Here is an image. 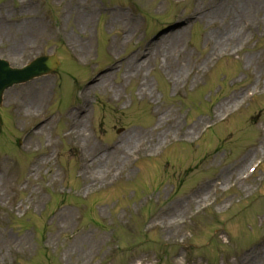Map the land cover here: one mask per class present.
<instances>
[{"label":"rangeland","instance_id":"1","mask_svg":"<svg viewBox=\"0 0 264 264\" xmlns=\"http://www.w3.org/2000/svg\"><path fill=\"white\" fill-rule=\"evenodd\" d=\"M73 2L0 0V58L20 67L36 56L55 53L62 61L60 71L66 70L57 98L59 82L51 76L14 87L5 96L0 111V168L5 167L10 175L5 171L8 180L3 177L0 183V264H264V257L257 256L264 248V185L256 188L264 183V163L256 179L235 182L249 173L256 160L264 162V7L260 10L264 0L231 1L240 10L234 25L245 35L223 44L221 52L208 61L213 44H206L204 35L225 34L226 20L217 18L213 25L214 16H210L204 25L199 17L191 16L192 0H85L94 9L88 30V35L94 34V43L80 39L72 28L75 11H68V6ZM206 3L207 13H215L224 0L201 1V5ZM115 5L127 6L125 13L116 17L126 28L111 23L113 10L108 13L105 8ZM227 8L232 10L230 5ZM137 14L148 20L144 29L151 41L176 29L186 30L178 44L171 46V57L168 54L164 60L160 51L161 59L142 72L150 96L147 90L143 92L146 97L139 93L140 78L126 77V65L117 62L112 68L118 70L100 91L87 94L83 127H73L77 147L88 155L83 173L91 181H84L75 167L74 145L68 150L71 137L65 132L70 123L66 117L46 114L53 109L64 113L79 105L72 82L77 79L84 86L90 77L84 75L86 68L77 70L68 60L66 41L72 47L77 39L85 42L81 57L88 65L94 63L95 72H99L112 65L110 41L117 35L124 38L121 33L133 29L127 16L138 18L141 25ZM40 17L58 25L61 18L63 34L49 35ZM179 20L184 24L176 26ZM168 40L172 39L164 42ZM16 43L19 48L11 55L10 47ZM138 44L135 39L122 44L112 51V59H122ZM178 56V68L184 71L177 93L168 77V65ZM196 58H203L198 74L190 69ZM129 73L133 76L134 69ZM44 90L50 95L46 107L41 105ZM246 92L257 93L246 98ZM56 99L60 101L55 106ZM225 102L228 112L236 105L242 107L201 138L204 125H214L222 118L216 111L219 103ZM173 113L179 118V128H187L189 134L177 137L171 132L167 142L162 132L157 150L133 151L158 114L169 117ZM35 123L40 124L31 129ZM18 136H22L20 151L16 149ZM113 144L127 150L123 159L100 162L103 167L92 175V152L101 156ZM93 168L98 167L94 164ZM116 172L115 184L122 182L121 186L100 190L97 181ZM214 178L219 191L209 192ZM148 195L152 196L142 201ZM194 197L198 198L192 201ZM135 211H141L138 217ZM185 245L193 262H184ZM116 246L120 250L114 251ZM254 249L257 254L250 256Z\"/></svg>","mask_w":264,"mask_h":264},{"label":"bare ground","instance_id":"2","mask_svg":"<svg viewBox=\"0 0 264 264\" xmlns=\"http://www.w3.org/2000/svg\"><path fill=\"white\" fill-rule=\"evenodd\" d=\"M201 1L202 0H194L193 7L191 9V16L195 17L196 20H197L196 17H199L198 20H200L201 22H204V25L209 23L210 20L208 18L210 16H214V19L212 21L213 25L218 23V21L215 22L217 20V18H220V20H222L223 22L226 20L224 22L226 25L225 34L219 35V34L212 33L211 35H207V34L204 35L205 43L208 44L212 41V44H213L209 58L207 57V59H205L206 61H208L211 59V56L221 52V46L223 44L228 45L230 43V41H231V43L235 42L237 39H239L240 37H243L245 34L242 30H240V27H238V25L236 23L234 25V21H233L234 16L236 14L239 15L240 10L238 9V7L234 3H231L232 0H224V3L220 5V6L224 5L223 11L220 12L218 10V8L220 6H218V8L216 7L217 9H216L215 13H211V12L207 13L209 3H206L205 5H201ZM228 5H230L232 7V10L227 8ZM92 7H93L92 5H89V4L86 5L84 0L83 1L82 0H76L72 5V10L76 12L75 13V15H76L75 19L78 20L77 23L75 22V25H78V29H76V31L80 34V36L82 34H84V32L88 33L89 28L92 26V17L90 15V10H89ZM263 7H264V5H262L261 9L259 7V9L262 11ZM69 8H70V5L68 6V9ZM77 8H82V11L81 12L78 11ZM87 9L89 11L83 12L84 10H87ZM120 14H121V11L112 12V17L115 19L113 21H111V23L116 24V26L126 28L125 23L121 22V21L118 22V19L116 18V17H119ZM135 21H136L135 19L128 18V22H130L131 24H133ZM35 30H36L35 32L38 33L36 26H35ZM185 30L186 29H180L178 31L171 33L170 35L167 34V35H165V37L163 36V38L161 37V39H159L154 45H152V47L149 48L147 53L145 51H143V54H145L146 56H145V59H142L139 64L134 63L137 60L136 58L131 59L130 62L127 63L126 71H125L124 75L128 78H138L141 76V79H140V85L141 86H139V88H140L139 93H141L142 95H145V97L147 96V94L146 93L143 94V92L146 90L148 91V95L149 96L151 95V92L148 90V86H150V85H149L146 77L142 74V71H143L145 64H149L151 61L156 60V58L158 56H160V51L163 54L164 60L167 59L168 54L171 57V54L173 53L171 46L174 44H178L179 39L183 38ZM50 33H52V32L50 31ZM128 33H129V29H128ZM127 37L130 40L133 37L132 33H129L127 35ZM167 39H172V40H168V41L164 42ZM124 41L128 42L127 39H123L121 41V43H124ZM20 44H21V42H20ZM150 44H149V46H150ZM75 45L73 44L74 52L81 57L80 49H83V46H85V42H82L79 39H77L75 41ZM116 47H117V43L114 42L112 44L110 50L114 51L116 49ZM18 48H19V45L17 43L14 44L13 46H11L10 47L11 55L12 54L14 55V50H17ZM158 50H159V52H158ZM179 61H180L179 56L176 58H172L171 62H170V66L168 65L169 73L171 74L168 77L170 78L174 87H177L178 84L181 82V79L179 80L180 77H182V79H183L182 74H183L184 68H182V69L178 68L180 66ZM199 62H200V59H194L192 61V63H193L192 66L194 67V69L197 70V63H199ZM206 65H208V63ZM131 69L135 70L134 76H131L128 73V71H130ZM263 74H264V71H263ZM110 76H111L110 74H107L103 78H100L99 81L97 83H95V85H93L89 91L97 90L98 88L103 87L105 85V83L107 82L108 78H110ZM96 80L97 79H95L94 82ZM99 82L102 84H98ZM88 93H85V95H87ZM233 97H235V96H232V98ZM229 101H231V100H229ZM227 107H228L227 102L219 103L216 112H218L221 115L222 114L224 115V113L226 112V109H228ZM69 120L71 121L72 129L69 132H67V134H68V136H71V135L75 136L76 131L74 130L73 127H76L77 130H80L79 127H83L82 121L79 118L76 119L75 113H73V112H71L69 114ZM186 130H187V128L185 130H181V128H179V118L176 116L175 113H173L169 117H167V116L161 117V114H158L154 124L151 127H149L148 130L147 129L143 130V132H144L143 138L144 139H143V142L141 144H139L140 148L143 152L149 148H151L152 150H157L161 144V142L159 144H158V142L160 141V134L162 132H164L163 137H166V136H170L169 134L171 132H173L174 136L175 135L177 136V135L189 134V132ZM75 138H76V136H75ZM130 141H131V139H130ZM94 153L95 152H92L93 163L91 164V167H90V168H92V170H94L93 173L91 172L92 175H94L95 172H99L100 169L103 167L102 165H100V162H105V161L106 162H120L123 159V155H125L127 153V150L122 146L114 145L110 152H106L105 154H102L101 156H94ZM86 158H88V155H85V153H84L83 162H87ZM94 164H96V166L98 168H93ZM6 166L8 167L7 164H6ZM84 167H85V165H83L81 170H84ZM5 171L7 172V174H9V171L5 167L0 168V174H3V175H0V183L4 181L3 177L7 176ZM105 175H106L105 178L97 181L98 184L99 183L105 184V181L107 180V178H109L108 174H105ZM82 178L84 181L85 180L91 181V178L86 176L84 173L82 174ZM6 180H8V177H6ZM202 193H203V191H202ZM201 195H203V194H201ZM198 197H194L192 201H194ZM170 226H172V228L176 229L172 223H170ZM161 230H163V223L161 224ZM28 246L29 245L27 244L26 248H28ZM256 254L257 253L255 252V249L250 252V256L251 255L255 256ZM260 255H261V257H264V248H262V251L260 252V254L259 253L257 254L258 257Z\"/></svg>","mask_w":264,"mask_h":264},{"label":"water","instance_id":"3","mask_svg":"<svg viewBox=\"0 0 264 264\" xmlns=\"http://www.w3.org/2000/svg\"><path fill=\"white\" fill-rule=\"evenodd\" d=\"M39 67H40V68H46V67H47V64H44V63H43V64H41ZM1 89H2V88H1ZM1 89H0V90H1Z\"/></svg>","mask_w":264,"mask_h":264}]
</instances>
